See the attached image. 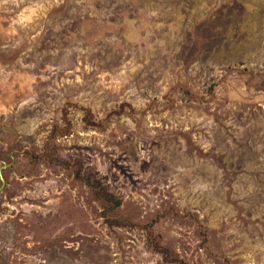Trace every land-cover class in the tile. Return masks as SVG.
I'll return each mask as SVG.
<instances>
[{
  "label": "rangeland",
  "instance_id": "rangeland-1",
  "mask_svg": "<svg viewBox=\"0 0 264 264\" xmlns=\"http://www.w3.org/2000/svg\"><path fill=\"white\" fill-rule=\"evenodd\" d=\"M0 264H264V0H0Z\"/></svg>",
  "mask_w": 264,
  "mask_h": 264
},
{
  "label": "trees",
  "instance_id": "trees-1",
  "mask_svg": "<svg viewBox=\"0 0 264 264\" xmlns=\"http://www.w3.org/2000/svg\"><path fill=\"white\" fill-rule=\"evenodd\" d=\"M103 188H104V187H103ZM115 201H116V199H115ZM116 202H118V203H119V202H120V200L118 199Z\"/></svg>",
  "mask_w": 264,
  "mask_h": 264
},
{
  "label": "bare ground",
  "instance_id": "bare-ground-1",
  "mask_svg": "<svg viewBox=\"0 0 264 264\" xmlns=\"http://www.w3.org/2000/svg\"><path fill=\"white\" fill-rule=\"evenodd\" d=\"M67 237V236H66ZM63 238V237H62ZM58 244V243H57Z\"/></svg>",
  "mask_w": 264,
  "mask_h": 264
}]
</instances>
